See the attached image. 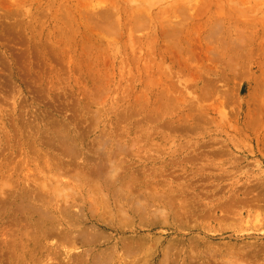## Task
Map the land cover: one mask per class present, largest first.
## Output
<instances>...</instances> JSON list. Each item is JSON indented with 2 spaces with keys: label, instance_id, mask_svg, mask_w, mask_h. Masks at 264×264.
I'll return each instance as SVG.
<instances>
[{
  "label": "rangeland",
  "instance_id": "rangeland-1",
  "mask_svg": "<svg viewBox=\"0 0 264 264\" xmlns=\"http://www.w3.org/2000/svg\"><path fill=\"white\" fill-rule=\"evenodd\" d=\"M98 263L264 264V0H0V264Z\"/></svg>",
  "mask_w": 264,
  "mask_h": 264
},
{
  "label": "bare ground",
  "instance_id": "bare-ground-1",
  "mask_svg": "<svg viewBox=\"0 0 264 264\" xmlns=\"http://www.w3.org/2000/svg\"><path fill=\"white\" fill-rule=\"evenodd\" d=\"M115 179H116V177H115ZM108 183H109V182H108ZM4 184H5V183H4ZM6 185H7V184H6ZM4 186H5V185H4ZM4 188H5V187H4ZM89 188H90V187H89ZM1 191H2V190H1ZM3 193H4V191H3ZM101 194H102V193H101ZM3 195H4V194H2V196H3ZM91 195H92V193H91ZM4 197H5V195H4ZM6 197H7V195H6ZM105 197H106V196H105ZM100 203H101V202H100ZM97 204H98V203H96V206H97ZM124 206H125V205H124ZM96 208H97V207H96ZM140 208H141V207H140ZM139 210H141V209H139ZM108 211H109V210H108ZM106 212H107V211H106ZM106 212H105V213H106ZM117 212H118V211H117ZM120 212H121V211H120ZM125 212H126V210H125ZM109 213H110V212H109ZM109 213H107V214H109ZM122 213H123V212H122ZM122 213H121V214H122ZM163 213H164V212H163ZM119 214H120V213H119ZM132 214H133V212H132ZM112 215H113V214H112ZM112 215H111V216H112ZM162 215H163V214H162ZM80 216H81V215H80ZM80 216H79V217H80ZM143 216H144V215H143ZM74 217H75V216H74ZM79 217H78V219H79ZM81 218H83V216H82ZM132 218H133V217H132ZM73 219H75V218H73ZM132 220H133V219H132ZM142 220H144V219H142ZM125 221H126V220H125ZM120 222L122 223L121 220H120ZM75 223H76V221H75ZM78 223H79V222H78ZM79 224H80V223H79ZM79 224H78V225H79ZM78 225H76V226H78ZM122 225H123V224H122ZM113 226H114V225H113ZM85 230H87V229H85ZM98 232H99V231H98ZM98 232H97V233H98ZM95 233H96V232H95ZM95 233H94V234H95ZM99 233H100V232H99ZM70 234H71V233H70ZM79 234H80V233H79ZM91 235H92V234H91ZM98 235H100V234H98ZM95 236H96V235H95ZM68 237H69V236H68ZM75 237H76V236H75ZM84 237H85V236H84ZM96 238H97V237H96ZM86 239H87V238H86ZM88 239H89V238H88ZM72 240H73V239H72ZM83 240H85V239L83 238ZM89 240H90V239H89ZM85 241H86V240H85ZM73 242H74V240H73ZM87 242H88V241H87ZM95 243H96V242H95ZM86 244H87V243H86ZM125 244H126V243H125ZM123 246H124V245H123ZM123 248H124V247H123ZM127 248H128V247H127ZM138 248H139V247H138ZM112 249H113V247H112ZM114 249H115V248H114ZM104 250H105V249H104ZM104 250H103V251H104ZM130 250H131V249H130ZM106 252H107V251H106ZM130 252H131V251H130ZM136 252H137V251H136ZM109 254H110V253H109ZM127 254H128V253H127ZM127 254H126V255H127ZM134 254H135V253H134ZM106 255H107V254H106ZM128 255H129V254H128ZM128 255H127V256H128ZM109 256H111V255H109ZM105 258H106V257H105ZM135 258H136V257H135ZM141 259H142V258H141ZM108 260H109V259H108ZM124 260H125V259H124ZM138 260H139V259H138ZM142 260H143V259H142ZM102 262H103V261H102ZM102 262H101V263H102ZM124 262H125V261H124ZM136 262H137V261H136ZM138 262H139V261H138ZM185 262H186V261H185ZM101 263H98V264H101ZM140 263H141V262H140ZM133 264H134V263H133ZM191 264H192V263H191Z\"/></svg>",
  "mask_w": 264,
  "mask_h": 264
}]
</instances>
